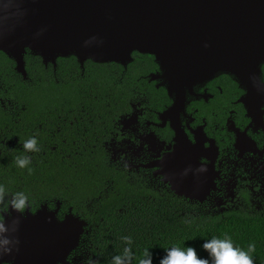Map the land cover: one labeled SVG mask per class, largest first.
Masks as SVG:
<instances>
[{
    "label": "trees",
    "instance_id": "trees-1",
    "mask_svg": "<svg viewBox=\"0 0 264 264\" xmlns=\"http://www.w3.org/2000/svg\"><path fill=\"white\" fill-rule=\"evenodd\" d=\"M27 60L33 81L17 73L14 59L4 52L0 56L8 78L18 77L5 81L15 111L0 105V186L9 193H26L31 203L60 199L86 213L89 223L95 224L99 264H113L112 258L122 255L125 247L131 248V264H139L145 250L152 253V264H159L173 246L195 247L198 256L206 258L204 240L225 236L245 250L255 243L254 264H264V210L226 215L188 212L176 195L137 188L124 179L97 140L129 109L134 89L142 85L137 79L144 71L136 68L138 62L123 75L119 63L87 60L82 76L76 56L61 57L59 81H54L52 63L46 65L34 54ZM140 61L154 63L152 56ZM33 137L39 151L27 152L23 144ZM24 156L31 157V164L21 169L17 159ZM123 237H130L131 244Z\"/></svg>",
    "mask_w": 264,
    "mask_h": 264
},
{
    "label": "water",
    "instance_id": "water-1",
    "mask_svg": "<svg viewBox=\"0 0 264 264\" xmlns=\"http://www.w3.org/2000/svg\"><path fill=\"white\" fill-rule=\"evenodd\" d=\"M0 23V50L27 76L25 53L56 64L59 57L127 66L132 53L154 55L174 108L187 89L218 73L233 75L255 91L264 62V0H11ZM3 14L0 13V16ZM180 182V181H179ZM176 194H183L174 187ZM186 196L191 197L188 193ZM18 219L19 241L0 257L11 264L65 262L87 225L73 214L59 219L46 204Z\"/></svg>",
    "mask_w": 264,
    "mask_h": 264
},
{
    "label": "flooded vegetation",
    "instance_id": "flooded-vegetation-1",
    "mask_svg": "<svg viewBox=\"0 0 264 264\" xmlns=\"http://www.w3.org/2000/svg\"><path fill=\"white\" fill-rule=\"evenodd\" d=\"M2 53L0 50V56ZM28 54L32 53H25L26 77L14 64L24 79L30 78ZM144 56H152L154 63L149 66L140 61ZM58 59L52 64L54 81H59ZM134 62L144 71L137 79L142 85L134 89L129 109L113 119L106 135L97 138L117 171L137 188L176 195L188 212L226 215L263 211L264 62L255 91L250 92L233 75L218 73L187 89L183 104L176 108L175 94L169 93L166 79L159 77L163 73L154 55L134 51L132 61L121 65L123 75ZM80 67L83 76L85 64ZM8 76L5 66H0V105L14 112L15 100L8 95L10 87L5 81H17L18 77ZM175 185L183 194H176ZM43 204L56 211L59 219L73 214L88 223L77 246L58 264H99L100 251L93 240L95 224L89 223V216L60 199L39 204L29 201L27 211L36 213Z\"/></svg>",
    "mask_w": 264,
    "mask_h": 264
},
{
    "label": "clouds",
    "instance_id": "clouds-1",
    "mask_svg": "<svg viewBox=\"0 0 264 264\" xmlns=\"http://www.w3.org/2000/svg\"><path fill=\"white\" fill-rule=\"evenodd\" d=\"M12 8L11 0H0V13L3 14L0 16V23L7 24ZM23 148L27 152H38L37 139L35 137L28 139L24 142ZM30 164L31 157L29 156L17 159V166L21 169ZM29 171H31L30 168ZM28 208L29 199L26 193H9L0 186V257L9 255L13 247L19 244V241L10 235L16 231L19 220L13 219L12 224L8 225L6 217L11 218L13 212L24 217ZM123 240L129 245L132 242L130 237H123ZM201 247L208 254L206 258L198 256L195 247L173 246L166 250V255L160 259L159 264H254L251 253L255 252V243H249L245 250L239 246H234L231 237L225 236L223 239L213 237L204 240ZM144 256L145 258L141 259L139 264H152L153 257L149 250H145ZM131 261L132 251L130 247H125L122 255H116L112 258L113 264H131ZM3 264H11V262L5 260Z\"/></svg>",
    "mask_w": 264,
    "mask_h": 264
}]
</instances>
